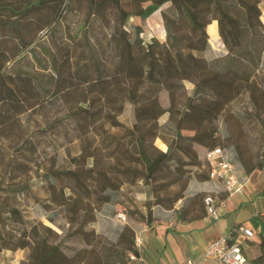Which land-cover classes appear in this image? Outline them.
Masks as SVG:
<instances>
[{
    "label": "trees",
    "instance_id": "16d2710c",
    "mask_svg": "<svg viewBox=\"0 0 264 264\" xmlns=\"http://www.w3.org/2000/svg\"><path fill=\"white\" fill-rule=\"evenodd\" d=\"M260 3L0 0V217L23 222L17 207L4 201L13 181L28 173L32 162L49 205L63 209L71 233L85 244L68 256L57 241L59 234L39 222L29 231L16 232L17 237L11 230L1 231L0 251L27 249L20 264H124L129 253L139 256L138 227L127 223L116 243L108 245L87 229L103 206L118 203L113 195L124 185L142 183L149 189L152 200L145 214L132 210L129 220L151 227L156 220L154 206L173 211L178 222L205 216L208 195H186V191L190 166L196 167L195 180H209L204 160L209 150L225 149L245 175L261 169L264 135L255 150L229 125L221 138L216 124L221 116L224 124H242L230 105L243 94L259 115L264 107V82L256 87L249 80L264 57ZM164 5H168L161 12L164 41L152 37L144 42L141 26H128L129 20L145 21ZM69 13L81 17L73 23L75 29L65 24ZM96 21L109 29L100 37L92 33ZM212 21L227 49L221 59L202 55L209 48L206 28ZM185 83L192 85L191 91ZM162 93L166 106L160 101ZM127 107L131 121L123 123L119 117ZM51 112H56L52 118ZM34 114L46 124L42 132L50 125L53 131L62 129L69 146L77 143L76 154L68 148V167L58 168L56 156L42 149L41 138L35 133L33 137L23 124L24 117ZM163 115H167L164 126L159 124ZM162 127L167 134H162ZM157 139L166 150L154 159ZM24 153L36 159H26ZM25 186L15 192L30 189ZM259 250L251 264H264L263 238Z\"/></svg>",
    "mask_w": 264,
    "mask_h": 264
},
{
    "label": "rangeland",
    "instance_id": "374dc122",
    "mask_svg": "<svg viewBox=\"0 0 264 264\" xmlns=\"http://www.w3.org/2000/svg\"><path fill=\"white\" fill-rule=\"evenodd\" d=\"M168 5H164L157 12L152 14L145 21H136L131 18L129 20L128 26L135 24H139L142 29V33L140 34L141 38L144 42L149 41L150 38L155 37L160 42H163L165 39V31L163 28L161 12L164 11ZM260 8L263 10L264 8V0H261ZM81 19L80 15L77 13H69L68 18L65 24L77 23ZM261 19H264V14H262ZM160 26L164 32L163 36H161ZM76 28V26L72 27ZM130 31L132 29L128 27ZM108 28H102L98 21H96L93 25L92 33L100 37L102 33L108 32ZM206 32L208 35V50L202 55L209 59H221L227 55V49L222 43L221 38L218 35V29L215 21H212L206 28ZM122 49L123 54L127 52L126 42L123 38L122 40ZM246 79V75H244ZM250 82L256 87L259 84L264 82V57L261 59V63L253 76L249 78ZM186 89L191 91L192 85L189 83H185ZM161 104L163 106L167 105V96L165 93L161 94L160 97ZM230 110L238 115L242 124H224L223 117H219L216 124L219 130V135L224 137L226 135V126L229 125L232 129L239 132L242 135V142L246 144L247 147L252 149H257L259 147L262 136L264 135V107L258 114L257 110L253 108L252 104L249 101L247 94H243L240 98L234 101L230 105ZM56 115V112H51V118ZM119 120L123 123H129L131 121V110L130 107H127L126 112L119 117ZM167 115H163L159 119V124L164 126L166 124ZM23 124L28 127L30 134L34 137H40V146L42 149L46 150L49 155L56 156V165L58 168L68 167V148H70L71 154H76L77 151V143L72 142L69 146L68 142H66L65 137L63 135L62 129L52 130L50 125L46 126V130L42 132L40 129L43 128L46 124L43 122V118L34 114L23 119ZM59 126L64 127L62 124H57V128ZM162 134H167V130L162 127ZM159 143L163 144L162 148ZM166 150L165 144L157 139L153 143V151L152 157L154 159L159 152H164ZM26 159L32 158V160L36 159L34 156L28 155V153H24ZM24 159V160H26ZM30 166L32 169L19 177H17L12 185L13 189L8 191L7 200L4 201L6 204H10L11 206H16L17 209L21 212L23 217V222L21 224L13 222V220L5 217H0V232L4 230H11L13 233L11 234L14 237H17L16 232L22 229H26L29 231L30 227L36 223L41 222L42 224L49 226L53 230H55L59 234V238L57 241L60 242L63 251L68 256H73L76 252L85 248V244L79 239L77 236H74L71 232L72 229L66 222L65 214L63 209L57 208L54 205H49L47 194L44 189L41 187V181L35 174V165L30 162ZM193 166L188 167V176H189V185H193L194 182H198L192 176V171L194 170ZM42 171H40L41 173ZM1 178V175H0ZM19 183V184H18ZM30 187V189H24L22 193L17 194L15 192L16 189L21 188L23 185ZM18 184V186H17ZM187 195V191H186ZM3 196V193H0V197ZM114 200L118 202L117 204L110 203L108 205L103 206L99 212L96 214V219L93 223L88 225L87 229L93 230L96 234H99L103 238V242L105 245L116 243L118 234L121 232L123 226L127 223L130 225H134L138 227V229L144 228V224L142 222L130 221L131 216L129 212L132 210L145 214L146 212V204L150 199L149 189L142 185V183H137L135 185H124L119 193L113 195ZM152 200V199H150ZM182 203L179 202L177 205L180 206ZM153 217L156 219L152 225H167L169 221H174L175 216L174 212H165L160 210L159 207H152ZM123 213L126 217L125 222H119L117 218V214ZM49 218H51L49 220ZM132 218L139 219L137 215H132ZM3 224L6 225V229L3 228ZM28 254L27 249H18L16 251L11 250H2L0 251V264H20L23 262Z\"/></svg>",
    "mask_w": 264,
    "mask_h": 264
},
{
    "label": "crops",
    "instance_id": "0c3cea01",
    "mask_svg": "<svg viewBox=\"0 0 264 264\" xmlns=\"http://www.w3.org/2000/svg\"><path fill=\"white\" fill-rule=\"evenodd\" d=\"M236 170L243 185L242 192L231 198L226 197L220 184L214 180L194 182L187 188L189 195L205 193L214 197L217 204L223 201L218 221L211 220L205 212L204 217L191 222L175 219L167 225L144 227L136 232V238L141 240L138 252L142 261L126 260L124 264H183L188 260L194 264H218L213 258L203 259L208 244L218 237L228 236L239 224L254 234L241 242L247 264H251L259 256L260 239L264 240V164L250 175H245L237 166Z\"/></svg>",
    "mask_w": 264,
    "mask_h": 264
},
{
    "label": "built area",
    "instance_id": "2783aa9c",
    "mask_svg": "<svg viewBox=\"0 0 264 264\" xmlns=\"http://www.w3.org/2000/svg\"><path fill=\"white\" fill-rule=\"evenodd\" d=\"M204 160L207 164L209 180L219 183L227 198L241 194L243 185L237 175L236 165L225 149L216 147L209 150ZM204 205L207 216L213 221H218L221 217L220 209L223 207V201L217 204L214 197L207 196L204 199ZM117 218L119 222L126 221L123 213L117 214ZM252 236L253 232L245 226H235L228 236L218 237L208 244L203 259L213 258L218 264H246L241 242ZM140 246V238H135V248L138 250ZM128 259L142 261L139 256L133 253L128 254ZM183 264H194V262L188 260Z\"/></svg>",
    "mask_w": 264,
    "mask_h": 264
}]
</instances>
